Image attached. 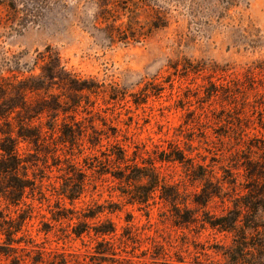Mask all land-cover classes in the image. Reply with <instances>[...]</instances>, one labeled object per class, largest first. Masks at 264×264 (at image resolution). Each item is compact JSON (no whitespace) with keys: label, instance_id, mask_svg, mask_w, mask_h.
Listing matches in <instances>:
<instances>
[{"label":"rangeland","instance_id":"374dc122","mask_svg":"<svg viewBox=\"0 0 264 264\" xmlns=\"http://www.w3.org/2000/svg\"><path fill=\"white\" fill-rule=\"evenodd\" d=\"M23 1L17 0V7L31 15L11 28L0 6L5 56L17 57L24 71L38 76L41 56L51 48L66 71L91 88L53 86L49 94L55 99L48 104L60 103L53 128L42 125L35 146L19 140L28 174L41 187L25 199L26 205L8 210L1 205L0 216L26 218L19 246L26 249L27 264L33 259L42 264H60L61 259L67 264H224L235 235L206 222L235 210L253 195V186L264 184L257 175L264 168V0H238L230 12L233 22L223 21L230 22L228 27L198 30L174 12L166 27L127 42L108 28L111 18L124 12L112 10L108 16L98 7L110 0H58L49 7H24ZM136 17L137 26L147 30L149 17ZM11 96L0 95V102ZM29 96L27 103L36 110L47 95ZM46 115L42 123L50 122ZM23 126L30 130L38 121ZM4 130L0 121V138ZM114 145L130 158L137 153L148 160L175 146L192 160L185 167L156 163L165 183L180 194L177 210L157 197L148 208L126 204L109 174L87 169L86 163L94 156L102 160L101 153ZM199 166L208 180L195 177ZM75 168L85 172L87 185L70 204L58 193ZM208 191L217 195L206 201ZM99 206L111 212L89 224L112 223L115 233L106 239L130 262L103 261L95 253L100 238L92 232L79 238L72 234L83 214ZM186 211L195 221L181 226ZM257 216L264 224V212Z\"/></svg>","mask_w":264,"mask_h":264},{"label":"trees","instance_id":"16d2710c","mask_svg":"<svg viewBox=\"0 0 264 264\" xmlns=\"http://www.w3.org/2000/svg\"><path fill=\"white\" fill-rule=\"evenodd\" d=\"M17 0H0V6L7 12L5 25L13 27L20 25L23 20L30 17L29 10H21L16 5ZM58 0H25L22 6H34L43 3L45 7L53 5ZM106 1V0H97ZM100 11L108 16L112 10L124 12L121 16L111 18L109 32L117 34L119 41H138L142 37H147L153 30L164 28L170 21L172 13L176 16H186L189 24L200 30L202 26H230L233 22L231 10L238 7V0H111L105 6L98 5ZM142 13L149 17L147 30L138 25L136 15ZM126 15V22L122 21V16ZM113 17V16H112ZM105 23L107 17L102 18ZM229 20L223 24L224 20ZM121 35L122 38H119ZM6 52L0 46V95L7 93L11 97L0 102V121L5 125V130L0 138V207L4 205L6 210L17 208L25 204V199L33 196V193L40 189V180L36 176L30 177L28 174V161L25 160L18 148L19 140L37 145L42 134L38 130L42 125L53 128L54 121L57 120V108L59 101H54L51 105L48 100L55 99L51 89L56 85L71 86L74 90H85L91 92L88 86H82V82L77 76L66 71L62 65L58 53L48 48L46 54L41 56L44 65L40 68L41 74L34 76L32 69L24 71L20 62L15 56H5ZM37 63V59L35 61ZM25 72L30 73L25 75ZM44 93L47 95L39 108L32 110L28 105L30 94ZM47 113L50 122L42 123V115ZM15 114L11 119V115ZM38 121V127L25 130L23 123H33ZM13 122L16 123L17 130H13ZM41 130V129H40ZM70 137V136H69ZM101 140H97L100 144ZM104 158L94 156V161L86 163L87 169H96L99 174H109L116 181V190L119 196L125 200L126 204L148 208L157 197L168 203L174 210L180 205L179 192L169 187L164 177L159 171L156 163H178L182 166H190L192 160L188 159L182 150L173 146L169 151L160 152L159 156L153 160L144 159L137 153L133 158L128 157L126 150L119 145H114L110 150L101 153ZM113 164L114 168L111 167ZM197 179H207L203 173L202 166L198 167V173L194 172ZM259 179H264V168L257 171ZM87 185L86 174L83 170L75 168L72 177L64 180L58 195L67 200L70 204L79 200L85 193ZM253 195L246 197L245 202L236 207L235 210L221 216L214 222H206L212 229L220 232H227L235 235L233 245L227 250L224 264H264V224L257 215L264 212V184L253 186ZM217 195L211 191L206 192V201ZM258 202H252V200ZM99 206L94 212L88 211L83 214V219L72 228V234L79 238L90 232L100 240L96 241L95 253L103 261H121L128 263L130 260L122 258L113 242L106 237L115 233V227L109 221H105L93 227L89 221L96 220L105 211L111 212ZM101 208V209H99ZM244 213V215L242 214ZM148 214V213H147ZM25 217L16 214L15 217L8 213V216H0V236L2 245L0 246V264H27L28 256L23 254L25 248L20 247L21 233ZM195 220L189 211L180 217L179 225L191 224ZM177 224V225H178ZM21 253V254H20ZM28 253V252H25ZM4 258V262L2 259ZM40 258V257H39ZM42 259V257H41ZM108 260V261H107ZM42 264V260H31L30 264ZM60 264H67L65 259H61Z\"/></svg>","mask_w":264,"mask_h":264}]
</instances>
